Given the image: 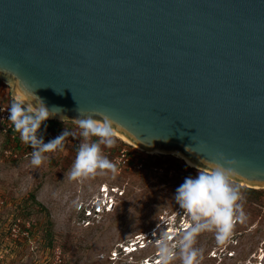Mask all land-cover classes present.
<instances>
[{
  "label": "water",
  "instance_id": "water-1",
  "mask_svg": "<svg viewBox=\"0 0 264 264\" xmlns=\"http://www.w3.org/2000/svg\"><path fill=\"white\" fill-rule=\"evenodd\" d=\"M0 77L146 150L264 188V0H0ZM190 149V151H189Z\"/></svg>",
  "mask_w": 264,
  "mask_h": 264
},
{
  "label": "rangeland",
  "instance_id": "rangeland-1",
  "mask_svg": "<svg viewBox=\"0 0 264 264\" xmlns=\"http://www.w3.org/2000/svg\"><path fill=\"white\" fill-rule=\"evenodd\" d=\"M12 97L11 85L0 77V103L11 104ZM49 120L60 125L71 122ZM3 138L0 133V264H142L147 255L154 260V245L131 256L120 253L111 259V255L138 233L164 229L162 215L180 210L173 199L176 188L185 177L195 176L198 169L175 152H151L117 136L116 143L131 145L137 156L145 157L147 167L74 181L67 173L76 149L67 148L55 157L47 156L42 165L33 166L30 158L5 157ZM233 182L243 194L246 214L232 232L238 244L227 241L221 245L214 232L201 233L196 243L203 251L201 264H250L260 248L264 249V188H257L260 193L249 197L246 187L250 186L235 179ZM104 183L124 185L126 195L114 211L84 226L77 205L95 195ZM224 246L234 247L236 255H225L224 250L221 257H210L213 250Z\"/></svg>",
  "mask_w": 264,
  "mask_h": 264
},
{
  "label": "clouds",
  "instance_id": "clouds-1",
  "mask_svg": "<svg viewBox=\"0 0 264 264\" xmlns=\"http://www.w3.org/2000/svg\"><path fill=\"white\" fill-rule=\"evenodd\" d=\"M18 84L22 92L20 95L13 93L7 119L19 133L20 140L32 148L31 164L40 166L47 159L46 153L63 150L70 133L65 130L45 142L46 122L55 118L61 109L55 106L50 109L34 91L26 90L21 81ZM73 121L79 129L81 142L67 173L68 178L75 181L104 176L109 172L115 175L117 165L104 154L102 146L111 148L116 143L117 122L102 112L80 115ZM201 153L211 159H204L207 164L198 167L195 176L185 177L173 196L189 222H184L178 230L171 226L160 230L159 238L154 241L157 259H145L143 264H173L176 260L180 264H201L203 251L196 247L198 236L214 232L217 243L222 245L231 237L235 224L245 220L244 197L232 179L240 162L228 158L223 152H207V145L203 142ZM173 221L174 217L166 223L171 225Z\"/></svg>",
  "mask_w": 264,
  "mask_h": 264
},
{
  "label": "built area",
  "instance_id": "built-area-1",
  "mask_svg": "<svg viewBox=\"0 0 264 264\" xmlns=\"http://www.w3.org/2000/svg\"><path fill=\"white\" fill-rule=\"evenodd\" d=\"M10 107L9 103H0V133L3 135V155L12 160L21 159V158H30V153L32 148L24 144L19 137V133L16 132L11 124V122L7 119L9 112L8 109ZM68 122V121H66ZM46 129H44V140L45 142L50 141L56 136L60 135L63 131L68 130L69 136L66 137L64 142L63 150H57L55 152L46 153V156H57L62 151L67 148L76 149L81 142V137L79 135V129L74 121H71L69 125H60L56 122L48 121L46 122ZM93 140L96 138L93 137ZM133 145V144H131ZM128 144H117L115 143L111 148L103 147L104 154L117 165V171H123L132 173L136 170H144L147 167V161L144 156L136 155L135 149ZM126 189L124 185L111 184L107 183L102 184L95 195L87 198V200H83L78 203L77 210L83 218L84 226H90L94 224L96 220L100 219L103 215L111 213L114 211L120 203L122 197H125ZM172 218L174 217V221L171 225H168L166 221L169 219H165L166 217ZM163 228H167L169 226L174 229H180L184 222H189L188 218L183 215L182 210L165 213L162 215ZM16 232H19L18 229H15ZM25 234H29L28 230L24 231ZM159 238V233L155 232V234L149 233H138L135 235V238L124 244H120L119 250H114L111 255V259H115L119 254H124L126 256H131L136 252L147 250L151 245L155 246V239ZM238 238L236 237V233H232L229 238V243H233L234 245L238 244ZM156 247V246H155ZM220 249L213 250L212 255L210 257L219 258L222 256L223 251L225 250V255L235 256L236 250L234 247L227 248V246L219 247ZM258 255H256V259L254 262H250V264H264V249ZM258 252H256L257 254ZM263 253V254H262ZM216 254V255H215ZM215 255V256H214ZM151 258L149 255L142 258V261L145 259ZM155 259L157 257L155 256ZM154 259V260H155ZM141 264V263H139ZM143 264V263H142ZM244 264V263H241Z\"/></svg>",
  "mask_w": 264,
  "mask_h": 264
},
{
  "label": "bare ground",
  "instance_id": "bare-ground-1",
  "mask_svg": "<svg viewBox=\"0 0 264 264\" xmlns=\"http://www.w3.org/2000/svg\"><path fill=\"white\" fill-rule=\"evenodd\" d=\"M117 136L123 138L124 140H126V142L128 141L129 143H131V144H133V145H135V146H137V147H139V148H142V147H140L139 145L133 143L132 141H130V140L124 138V137H123L122 135H120L119 133H117ZM149 151H151V152H164V151L159 150V149H154V150H149ZM175 154L181 156V157H182L183 159H185L190 165L195 166V167H199V166H197L194 162H192L191 160L187 159L185 156H183V155L180 154L179 152H175Z\"/></svg>",
  "mask_w": 264,
  "mask_h": 264
},
{
  "label": "trees",
  "instance_id": "trees-1",
  "mask_svg": "<svg viewBox=\"0 0 264 264\" xmlns=\"http://www.w3.org/2000/svg\"><path fill=\"white\" fill-rule=\"evenodd\" d=\"M48 121H50V120H48ZM48 121H47V122H48ZM2 150H3V148H2ZM260 190H261V189H257V188H253V187H246V191L249 192V194H248L249 197H251L252 194L260 193ZM263 190H264V189H263Z\"/></svg>",
  "mask_w": 264,
  "mask_h": 264
}]
</instances>
